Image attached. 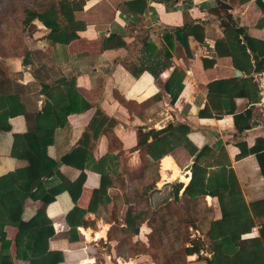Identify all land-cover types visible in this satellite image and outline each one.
Instances as JSON below:
<instances>
[{
	"label": "crops",
	"instance_id": "0c3cea01",
	"mask_svg": "<svg viewBox=\"0 0 264 264\" xmlns=\"http://www.w3.org/2000/svg\"><path fill=\"white\" fill-rule=\"evenodd\" d=\"M260 2L228 0L239 25L264 41V27L257 28L264 17V0ZM219 3L86 0L84 10L75 13L84 29L56 42L39 36L23 38L19 52L0 53V178L25 171L16 188L18 194H29L24 204L14 191L0 201V209L11 219L24 222L21 228L0 226V264H53L58 252L64 259L59 264H83L86 259L88 264H117L120 257L109 250L116 225L113 217L123 222L121 233L132 234L126 225L129 212L165 207L174 200L171 191L177 185H182L181 198L192 179L194 154L203 148L210 150L199 160L205 175L218 168L214 159L225 149L246 205L264 201V177L256 156L238 159L239 143L252 148L264 138V72L254 74L261 101L254 105L249 129L239 132L232 115L216 117L214 110L207 112L212 117L200 115L209 104V93L238 91L236 79L246 77L242 72L237 76L240 71L232 57L217 54L216 43L225 37L214 13ZM35 24L45 28L39 21ZM187 25L205 29L204 42L190 37L188 50L178 38ZM183 75V89L177 93ZM216 82L218 90L211 87ZM236 105L237 114L253 106L248 98L236 99ZM99 112L108 122L96 133L92 123H100ZM168 126L163 139L154 142L150 133ZM40 130L46 133L40 137V151L32 152L24 135ZM168 157L182 175L177 181L169 169L163 182L162 164ZM153 164L158 166L159 179L147 200H142L147 195L138 196L137 172L150 171ZM52 169L54 173L46 176ZM83 172L86 180L79 194L78 182L74 183ZM102 172L112 182L108 190L101 188ZM138 197L144 209L137 208ZM204 202L213 212L212 220H220L218 197H205ZM74 208L77 214L70 222ZM249 210L252 216L246 227L250 220L256 227L244 239L259 237L264 220ZM0 217L1 225L7 215L0 212ZM41 227L53 228L54 236L48 240L44 234L37 236L34 230ZM31 233L28 239L19 237ZM207 246L208 256L203 248L198 254L192 251L198 250L195 246L186 248L188 264L199 261L200 255L207 264L206 259L212 258Z\"/></svg>",
	"mask_w": 264,
	"mask_h": 264
},
{
	"label": "trees",
	"instance_id": "16d2710c",
	"mask_svg": "<svg viewBox=\"0 0 264 264\" xmlns=\"http://www.w3.org/2000/svg\"><path fill=\"white\" fill-rule=\"evenodd\" d=\"M233 1V0H232ZM240 3L245 4L253 0H238ZM257 4H261L260 0H256ZM86 6V0H48L43 6L39 7H27L24 10L23 26L28 38H48L53 42L59 40V38H66L67 34L74 33L84 29L85 26L81 27L80 23L76 20L75 13L81 12ZM232 6L228 3V0H220L219 7L214 10V13L219 17L221 27L224 30L225 37L216 43V51L220 57H232L234 68L242 72L246 77L236 79L235 92L232 93H209V104L206 106L204 111L200 115H207L212 117L211 113H207L210 110L217 112L216 117H222L223 115H232L235 120V126L239 132H243L251 127V119L254 110V105L261 101L260 98V86L254 78V74L264 72V41L251 37L246 28L239 25V20L234 17L231 13ZM36 21L41 22L45 28H38L35 24ZM264 27V17L257 24V28L262 29ZM190 37L196 38L199 42L205 40V29L202 25H190L182 29L178 38L181 39L182 44L188 50V39ZM57 38V39H56ZM112 38V36H111ZM124 44L121 43L120 46ZM160 64L156 62L155 67ZM153 71V70H152ZM153 75L157 78L159 73L153 71ZM181 84L177 93L183 89L184 75L181 77ZM234 81V82H235ZM219 82L211 84L212 88L219 89L216 86ZM248 98L252 103V107L244 113L237 114L236 99ZM49 109V108H48ZM48 109L45 114H48ZM100 123L96 124V121L92 123L97 126L96 133L100 131V125L104 122H108L101 112H99ZM99 124V127H98ZM171 126H168L162 131H152L150 135L154 136V142L160 141L170 130ZM186 131H189V127L183 126ZM44 130H40L38 133L24 135L26 144L29 149L33 152L36 151L40 144ZM149 135V134H148ZM163 139V138H162ZM152 146V145H151ZM241 153L238 159H242L249 155H255L260 165L262 175L264 177V138L258 139L254 147L248 148L246 144L239 143ZM46 149V147H45ZM210 150L203 148L198 154H194L195 164L192 167V179L189 185L185 188L182 199L179 197L182 185L174 186L171 191V196L174 197L172 202L167 203L166 206L172 204L182 203L186 208L185 213L197 214V216H213V212L208 208L204 202L205 197L212 196L218 197L219 206L222 213L220 220H212L209 223V229L205 231L207 244L210 247V253L212 258H207V264H264V220L261 223L259 230L260 236L253 238H243V236L252 231L255 226L253 221L250 220V226L246 227L247 219H251L252 214L250 213L252 208L254 214L264 217V201L252 203L249 207L246 205L243 194L241 192L237 177L233 169L231 168V162L228 159L225 149H223L217 158L214 159L215 169H210V172L205 175L206 170L202 169L199 165V160L202 158L204 152ZM196 153V152H194ZM152 154V153H151ZM154 155V153L152 154ZM151 155V156H152ZM213 156V155H211ZM155 160L160 159L162 156H155ZM33 164V163H31ZM152 168L156 170V178L159 176L158 166L153 164ZM163 178H166V170H173L172 180L177 181L181 179L180 171L178 167L172 164L170 157L166 158L162 164ZM25 171H17L0 178V201L1 199L11 191L17 193L20 201L24 204L28 199V193L18 194L16 188V182L20 179L19 177ZM54 173L53 169L51 172L46 174ZM102 177L101 188L108 190L111 187L112 182L109 180L108 175L105 172L100 173ZM42 175H45L42 173ZM86 174L83 172L79 179L74 183L78 182L79 194L85 183ZM154 184L147 186L143 190V194L148 195ZM32 187H35L32 184ZM32 189V188H31ZM78 194V195H79ZM147 197V196H146ZM77 197H75L76 201ZM181 199V200H180ZM107 202H110L107 198ZM181 205V206H182ZM165 206V207H166ZM262 212H259L261 211ZM0 212H4L7 218L4 219L0 225L1 228L7 225H14L21 228L23 220L14 221L10 218V215L6 210L0 209ZM77 208L69 214L70 222L74 219V215L77 213ZM259 212V213H258ZM129 212L126 218V225L129 231L133 235L140 234V223L146 221L147 211H142L140 214H130ZM1 218V217H0ZM11 219V220H10ZM81 225V224H80ZM76 227V226H75ZM246 227L247 229H243ZM37 236L41 234L45 235L48 240L54 236L53 228L41 227L34 230ZM32 236L19 235L22 239H28ZM188 253V250H186ZM200 253V251H198ZM53 254V253H51ZM53 264L61 263L63 255L58 252ZM46 255V254H45ZM200 255V254H199ZM46 256H49L47 253ZM201 257V255H200ZM202 259V258H201ZM83 264H88V259Z\"/></svg>",
	"mask_w": 264,
	"mask_h": 264
},
{
	"label": "rangeland",
	"instance_id": "374dc122",
	"mask_svg": "<svg viewBox=\"0 0 264 264\" xmlns=\"http://www.w3.org/2000/svg\"><path fill=\"white\" fill-rule=\"evenodd\" d=\"M47 1L0 0V53L8 55V52L17 53L22 50V40L28 38L23 26L24 10L34 6L40 8L41 4L43 6ZM155 174L154 168L144 173L137 172V181L142 185V187L138 185V196L145 195L144 188L151 186L159 179V176L156 178ZM159 186H163L162 182ZM150 194L151 192L146 198L142 197V200H147ZM142 202L138 197L137 208H145ZM181 205L182 203H178L161 209H149L146 221L140 224L141 230L138 236L121 233L119 230L123 222L114 216L116 225L110 234L113 245L109 250L113 252V255L118 256V259L120 257L122 261H129L122 264H188L186 248L190 246H195L197 249L203 248V254L208 256L205 231L212 221L211 218L192 215L190 212L185 213L186 208ZM100 236L98 233L96 237ZM192 251L198 254L199 249H192ZM201 258L202 261L192 264H205L203 259L206 257L201 255ZM121 260L117 264H121L119 263ZM98 261L103 262L101 258H98Z\"/></svg>",
	"mask_w": 264,
	"mask_h": 264
},
{
	"label": "water",
	"instance_id": "95a60500",
	"mask_svg": "<svg viewBox=\"0 0 264 264\" xmlns=\"http://www.w3.org/2000/svg\"><path fill=\"white\" fill-rule=\"evenodd\" d=\"M241 75V72H237V76H240Z\"/></svg>",
	"mask_w": 264,
	"mask_h": 264
},
{
	"label": "built area",
	"instance_id": "2783aa9c",
	"mask_svg": "<svg viewBox=\"0 0 264 264\" xmlns=\"http://www.w3.org/2000/svg\"><path fill=\"white\" fill-rule=\"evenodd\" d=\"M258 230H255V233L257 234L258 232H257Z\"/></svg>",
	"mask_w": 264,
	"mask_h": 264
}]
</instances>
